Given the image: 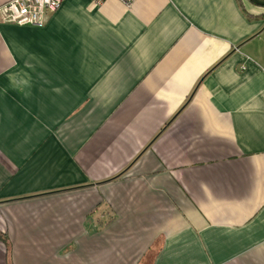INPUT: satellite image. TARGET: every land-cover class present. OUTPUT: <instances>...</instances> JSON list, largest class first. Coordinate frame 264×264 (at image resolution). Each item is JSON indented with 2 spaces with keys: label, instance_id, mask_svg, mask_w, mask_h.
Wrapping results in <instances>:
<instances>
[{
  "label": "crops",
  "instance_id": "obj_1",
  "mask_svg": "<svg viewBox=\"0 0 264 264\" xmlns=\"http://www.w3.org/2000/svg\"><path fill=\"white\" fill-rule=\"evenodd\" d=\"M0 264H264V6L0 20Z\"/></svg>",
  "mask_w": 264,
  "mask_h": 264
},
{
  "label": "built area",
  "instance_id": "obj_2",
  "mask_svg": "<svg viewBox=\"0 0 264 264\" xmlns=\"http://www.w3.org/2000/svg\"><path fill=\"white\" fill-rule=\"evenodd\" d=\"M101 5L104 0H90ZM130 5L137 0H121ZM63 0H9L0 5V20L18 25L45 26L51 14L61 6Z\"/></svg>",
  "mask_w": 264,
  "mask_h": 264
},
{
  "label": "water",
  "instance_id": "obj_3",
  "mask_svg": "<svg viewBox=\"0 0 264 264\" xmlns=\"http://www.w3.org/2000/svg\"><path fill=\"white\" fill-rule=\"evenodd\" d=\"M250 1L257 5L264 6V0H250Z\"/></svg>",
  "mask_w": 264,
  "mask_h": 264
}]
</instances>
